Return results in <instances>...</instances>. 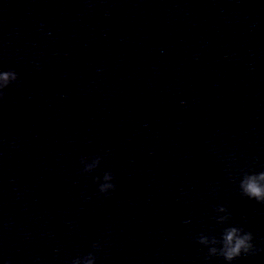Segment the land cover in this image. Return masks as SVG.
Returning a JSON list of instances; mask_svg holds the SVG:
<instances>
[{
  "label": "water",
  "instance_id": "water-1",
  "mask_svg": "<svg viewBox=\"0 0 264 264\" xmlns=\"http://www.w3.org/2000/svg\"><path fill=\"white\" fill-rule=\"evenodd\" d=\"M9 69L0 264H227L193 238L228 226L261 249L232 264H264V204L239 189L264 171V0H0Z\"/></svg>",
  "mask_w": 264,
  "mask_h": 264
},
{
  "label": "clouds",
  "instance_id": "clouds-1",
  "mask_svg": "<svg viewBox=\"0 0 264 264\" xmlns=\"http://www.w3.org/2000/svg\"><path fill=\"white\" fill-rule=\"evenodd\" d=\"M19 82V74L14 70L0 71V99H3L4 90L9 87L10 84ZM103 156H95L91 162L87 157H81L80 164L81 173H90L97 167H99ZM114 174L112 172H105L103 174L102 182L99 176L95 177L94 182L98 185V191L102 194L109 193L110 190L114 191L116 185L113 183ZM240 194L251 200H255L260 204H264V171L245 173L239 182ZM216 213H224V215H217L215 217L217 224H228L231 219V215L225 206L219 205L214 208ZM188 223V221H185ZM254 239L253 234L250 231H245L240 226H228L225 227L220 234L219 238L215 235H207L201 233L193 238L195 243H198L207 248V255L205 259L210 257L220 256L227 264L232 262L242 255H255L261 249L255 248L252 241ZM219 245V247H217ZM98 244H93L94 250H99ZM97 256L94 252H89L87 255L77 257L71 261V264H96ZM10 264V262H9Z\"/></svg>",
  "mask_w": 264,
  "mask_h": 264
}]
</instances>
